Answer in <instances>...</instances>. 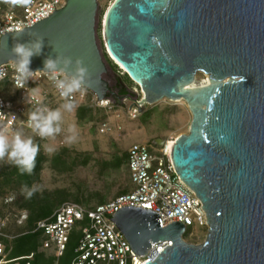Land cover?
<instances>
[{
	"label": "water",
	"instance_id": "95a60500",
	"mask_svg": "<svg viewBox=\"0 0 264 264\" xmlns=\"http://www.w3.org/2000/svg\"><path fill=\"white\" fill-rule=\"evenodd\" d=\"M97 14V0H67L49 18L3 36L0 64L19 61L17 44L40 43L32 71L44 69L46 59L64 68L68 58L72 75L80 60L84 86L99 99L118 98L104 79L105 56L112 57L139 87L132 107L140 113L164 99L183 100L191 120L171 161L202 202L205 241L185 242L183 224L160 228L159 215L142 208H122L112 221L136 255L171 242L144 264H264V0H114L100 40ZM199 73L209 84L190 87Z\"/></svg>",
	"mask_w": 264,
	"mask_h": 264
},
{
	"label": "built area",
	"instance_id": "2783aa9c",
	"mask_svg": "<svg viewBox=\"0 0 264 264\" xmlns=\"http://www.w3.org/2000/svg\"><path fill=\"white\" fill-rule=\"evenodd\" d=\"M66 2L67 0H16L12 3V0H0V41L6 34L21 32L49 18L62 9ZM12 64L13 62L0 64V72L4 73L3 79H0V132L7 129L5 134L9 137L20 132L24 137L29 133L34 139H45L46 137L33 132L27 122L31 113L46 115L48 111L54 110L56 102H72L75 107L87 102L104 109L113 106L112 99L115 97L99 99L85 86L83 93L77 91L61 97L56 81L49 78L51 72L34 74L27 78L23 87L18 88L14 79L17 73ZM44 84L47 89L40 88ZM131 111L138 113L136 107H131ZM107 129H110L109 124L104 122L100 125L101 133H105ZM126 166L133 189L104 204L86 208L76 203H63L50 217L38 221L32 231L18 235L11 231L26 226L28 213L5 212L0 216V264H34L37 254L46 251L57 259L62 258L73 235L79 237L70 264L154 262L171 246V242L151 244L146 254H134L129 242L112 221L116 212L125 207L142 208L158 214L160 228L180 222L185 227L183 237H192L193 234L187 233V230L195 225L207 226L202 202L176 174L171 151L165 143L162 146L154 143L132 145L126 152ZM12 203L11 197L4 201L5 205ZM29 233L37 234L41 239L39 251L11 257L9 243Z\"/></svg>",
	"mask_w": 264,
	"mask_h": 264
},
{
	"label": "rangeland",
	"instance_id": "374dc122",
	"mask_svg": "<svg viewBox=\"0 0 264 264\" xmlns=\"http://www.w3.org/2000/svg\"><path fill=\"white\" fill-rule=\"evenodd\" d=\"M113 1L97 0L96 31L99 40L103 18ZM105 60L107 73L104 79L110 89L117 94L119 89L116 85L121 81L128 94L123 98L117 95L118 98L112 99L113 106L110 109L98 108L87 102L69 112L62 108L63 103L56 102L54 110H61V120L55 122L60 131L37 144L39 152L34 166L37 164L38 169L33 168L30 172V180L17 181L18 175L15 173L11 176V182L5 183L4 177L14 171L15 164L7 157L0 160V214L25 211L36 215L40 210L47 213L53 211V214L66 202L86 208L108 202L133 189L124 164L126 152L132 145L154 143L156 140L165 143L187 134L191 115L184 102L164 99L145 106L141 113L131 111L132 102L141 96L139 87L125 77L119 65L109 62L106 56ZM204 78L198 74L196 84L200 86ZM40 88L48 87L44 84ZM104 122L109 124L110 129L101 133L100 125ZM29 135L26 134L25 138L31 137ZM68 136H74L75 139L68 143ZM31 138L33 141L34 138ZM33 144L36 145L34 142ZM46 148L53 150L48 152ZM28 191H32L30 197L27 195ZM10 197L13 198V203L5 205V199ZM187 233L193 235L183 237L185 242L202 244L208 234V227L195 225ZM78 237L79 235L71 236L67 252L62 258H55L54 264H70ZM40 242L38 237L12 241L9 243L10 256L34 249L35 245L39 251ZM44 253L52 256L49 251Z\"/></svg>",
	"mask_w": 264,
	"mask_h": 264
},
{
	"label": "clouds",
	"instance_id": "9594fccd",
	"mask_svg": "<svg viewBox=\"0 0 264 264\" xmlns=\"http://www.w3.org/2000/svg\"><path fill=\"white\" fill-rule=\"evenodd\" d=\"M16 0H12V3H15ZM41 44L36 43L32 48H27L24 45L17 44L13 51L17 56H19L18 62H13L12 67L15 69L17 75L14 77L15 84L18 88L23 87L25 81L28 77L34 74H45L44 69L52 70L50 74V79L56 81V87L60 90L61 97H67L70 94L80 91L83 93L84 87V78L87 73V69L82 66V62L77 60L75 62V67L73 69V74L68 75L65 72V69L72 64V60L66 58L64 63V68L57 67V61L52 59H46L44 63V69L37 70L35 73L29 68L31 57L34 55V50L36 53L41 49ZM4 73L0 72V79H3ZM58 77H62L58 79ZM233 76L232 80L235 83H240L244 77ZM33 90V98H34ZM107 103V101H103ZM75 105L72 102L65 103L62 105V108L65 111H73ZM61 120V110L58 108L56 110L48 111L46 115L31 113L29 120L27 122L28 126L41 137L54 136L60 131V127L55 123ZM8 130L5 129L3 132H0V160H3L5 157L12 163H14L19 171L23 174L24 172L30 173L34 168L35 157L39 152V146L34 145L32 138H25L20 132H15L11 137L5 133ZM71 131V129H70ZM75 139L74 136H68L66 138L68 143H71ZM53 149L46 148V151L51 152ZM27 195L30 197L32 191H28ZM161 227L163 224L161 222Z\"/></svg>",
	"mask_w": 264,
	"mask_h": 264
},
{
	"label": "trees",
	"instance_id": "16d2710c",
	"mask_svg": "<svg viewBox=\"0 0 264 264\" xmlns=\"http://www.w3.org/2000/svg\"><path fill=\"white\" fill-rule=\"evenodd\" d=\"M108 61L111 62L109 59H108ZM125 77H127L126 74H125ZM116 86H118V89H119L117 95L124 96V95L128 94V91H127L126 87L122 85L121 81H118ZM33 142L37 145V144H40L42 142V140L34 139ZM124 164H126V155H125V159H124ZM37 169H38V167H37V164H36V166H34V170H37ZM15 173L18 175L17 181L18 180H20V181L21 180L29 181L30 178H31L30 173L24 172L22 174L19 171L18 167L15 165L14 171H11L10 173H8L7 176L4 177L5 178L4 182L5 183L11 182V179H12L11 176H14ZM125 193H127V192H125ZM125 193H123V194H125ZM100 204H104V203H100ZM100 204H98V205H100ZM52 212H50V213L48 212L47 213V212H44L43 210H40L39 213H37L36 215H31L29 213L28 214V221L26 223V226L24 228H22V229H14V230L11 231V233L18 235V234H23L25 231H32L35 228V225H36V223L38 221L50 217L52 215ZM3 214H0V216H2ZM28 237L37 238L38 236H37V234L29 233V234L21 235L20 237L16 238L13 241H17V240H20V239H27ZM37 251H38V248H37V245H35L34 249H27L24 252H21L20 254L15 255L14 257L20 256V255H24V254H28L30 252H37ZM54 263H55V257L54 256H47L43 252H39L37 254V257H36L35 261H34V264H54Z\"/></svg>",
	"mask_w": 264,
	"mask_h": 264
},
{
	"label": "bare ground",
	"instance_id": "6f19581e",
	"mask_svg": "<svg viewBox=\"0 0 264 264\" xmlns=\"http://www.w3.org/2000/svg\"><path fill=\"white\" fill-rule=\"evenodd\" d=\"M112 61H114L115 62V60L112 58V57H109ZM117 65H119L117 62H115ZM120 66V65H119ZM199 74H201V75H203L205 78L203 79V81L201 82V85L200 86H205V85H207V84H209V79H208V77L206 76V75H204V74H202V73H199ZM198 75V74H197ZM196 75V76H197ZM196 76H195V80H194V83L190 86V87H199V85H197L196 84ZM140 99V98H139ZM173 102H184L183 100H177V101H173ZM185 103V102H184ZM186 104V103H185ZM174 143H175V139L174 140H169V141H167V142H165V146L167 147V149L169 150V151H171L172 150V148H173V145H174Z\"/></svg>",
	"mask_w": 264,
	"mask_h": 264
},
{
	"label": "flooded vegetation",
	"instance_id": "af4514ba",
	"mask_svg": "<svg viewBox=\"0 0 264 264\" xmlns=\"http://www.w3.org/2000/svg\"><path fill=\"white\" fill-rule=\"evenodd\" d=\"M157 141V140H156ZM151 145L153 144V142L150 143Z\"/></svg>",
	"mask_w": 264,
	"mask_h": 264
}]
</instances>
